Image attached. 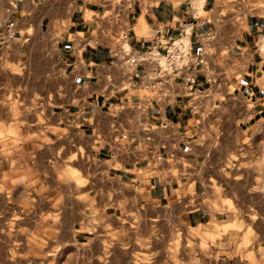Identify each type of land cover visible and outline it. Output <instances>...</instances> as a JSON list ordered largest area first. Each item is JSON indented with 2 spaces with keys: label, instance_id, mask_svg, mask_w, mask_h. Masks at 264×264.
Segmentation results:
<instances>
[{
  "label": "crops",
  "instance_id": "crops-1",
  "mask_svg": "<svg viewBox=\"0 0 264 264\" xmlns=\"http://www.w3.org/2000/svg\"><path fill=\"white\" fill-rule=\"evenodd\" d=\"M226 8L252 12L236 23L226 46L230 62L203 65L191 94L180 79L151 88L149 66L131 69L114 52L118 10L131 52L145 49L155 28L163 29V41L186 31L196 52L199 35L213 38L206 16ZM8 23L19 39L48 47L53 63L37 86L51 104L55 135L69 138L92 164L81 209L103 217L105 232L127 229L119 219L135 215L150 227L161 217L208 225L223 214V200L238 208L240 192L251 194L264 179V160L261 169L255 160L264 157V0H0V50ZM31 24H40L36 37L26 33ZM13 44L10 65L17 61Z\"/></svg>",
  "mask_w": 264,
  "mask_h": 264
},
{
  "label": "rangeland",
  "instance_id": "rangeland-1",
  "mask_svg": "<svg viewBox=\"0 0 264 264\" xmlns=\"http://www.w3.org/2000/svg\"><path fill=\"white\" fill-rule=\"evenodd\" d=\"M248 11L206 14L214 28L207 63L230 62L226 46ZM15 26L7 24L6 48L0 50V264H264L262 175L251 194L240 192L238 208L223 200L221 217L204 226L161 217L159 226L150 227L135 215L119 219L127 229L105 232L103 217L85 215L92 164L50 126L51 104L37 86L40 72L53 63L45 41H23L13 34ZM39 27L31 24L26 33L36 37ZM259 43L264 58L263 35ZM12 44L15 65L5 57ZM255 160L261 169L264 157Z\"/></svg>",
  "mask_w": 264,
  "mask_h": 264
},
{
  "label": "built area",
  "instance_id": "built-area-1",
  "mask_svg": "<svg viewBox=\"0 0 264 264\" xmlns=\"http://www.w3.org/2000/svg\"><path fill=\"white\" fill-rule=\"evenodd\" d=\"M115 37L119 40L118 49L114 52L129 68L137 65H146L151 68L152 77L148 86L155 90L162 88L173 79H180L188 94L195 91L198 83L197 76L203 65L207 64V46L210 42V34L199 35L198 48L192 50L188 33H182L161 40L163 29L155 28L149 45L142 50L131 52L128 48V24L123 10H118L112 17ZM12 25V23H10ZM134 71V70H133ZM138 76V72H133ZM196 106L191 105L193 113Z\"/></svg>",
  "mask_w": 264,
  "mask_h": 264
}]
</instances>
